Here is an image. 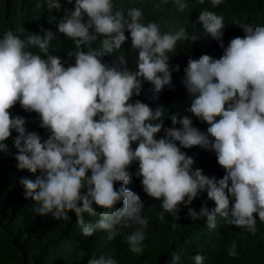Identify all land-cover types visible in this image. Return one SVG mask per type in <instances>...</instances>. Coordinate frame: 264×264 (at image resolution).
<instances>
[{
	"label": "clouds",
	"instance_id": "obj_1",
	"mask_svg": "<svg viewBox=\"0 0 264 264\" xmlns=\"http://www.w3.org/2000/svg\"><path fill=\"white\" fill-rule=\"evenodd\" d=\"M67 2L47 0L49 9L60 11L63 7V11L44 27L73 41L75 49L68 56H75L74 66L64 67L59 57L49 54L54 34L43 28V37L33 34L25 40L8 31L0 39V152H9L5 141L15 130L19 134L13 141L18 150L14 157L17 168L39 172L35 181L27 177L19 180L25 198L35 200L38 215L51 214L60 220L74 212L83 235L91 236L99 229L107 232L109 239L115 236L117 226L137 225L125 241L133 253H141L148 219L141 214V197L124 187L132 176L127 169L138 161L136 176L142 177L143 191L162 200L161 221L165 212L175 216L181 204L191 205L206 190L216 207L209 210L205 204L198 212L189 208L191 219L206 217L208 228L214 229L219 214L229 225L255 235L254 214L264 222V26L240 25L245 35L231 39L219 59L207 54L189 59L182 81L193 97L187 111L210 125L207 133L194 127L189 117L178 120L173 115V127L164 129L165 136L156 139L163 127V110L129 101L141 92L139 78L153 84L156 92L171 88L167 53L174 51L178 41L195 42L200 36L189 35L184 28L162 32L155 22L145 25L138 8L129 9L125 17L115 9V0H75L74 7ZM171 2L178 12L188 7L184 0ZM221 3L211 0L213 7ZM199 22L206 35L223 48V17L204 10ZM90 29L105 37L103 51L82 49L97 38ZM126 29L132 47L139 50L136 72L101 62L105 52L121 48L127 39ZM33 46L44 55L26 50ZM126 63L121 54L118 64ZM175 70L179 71V66ZM17 102L25 111L39 114L40 127L50 133L46 140L27 132L22 117H12L9 110ZM177 123L183 127L176 128ZM177 141L183 148L199 146L214 151L226 174L217 180L200 169L193 170V159L181 151ZM133 142H138L134 150ZM115 182H121L118 190ZM229 196L234 199L231 207ZM121 201L123 207L117 208ZM94 205L102 209L100 219L86 224L83 214L96 216ZM236 247L233 242L229 256L237 255ZM204 259L194 256L195 264H203ZM87 264L117 262L101 256Z\"/></svg>",
	"mask_w": 264,
	"mask_h": 264
},
{
	"label": "trees",
	"instance_id": "obj_2",
	"mask_svg": "<svg viewBox=\"0 0 264 264\" xmlns=\"http://www.w3.org/2000/svg\"><path fill=\"white\" fill-rule=\"evenodd\" d=\"M184 2L188 5L184 12L176 11L171 0H115L113 3L115 9L121 11L125 17L129 9H141V23L146 25L155 22L162 32L174 33L184 28L189 35L200 36L195 42L178 41L174 51L167 53L172 71L171 88L165 86L160 92H156L153 84L139 78L142 84L141 92L139 95L134 94L129 101L133 104L136 101L146 103L154 111L158 108L163 110V127L161 132L156 134V139L165 136L164 129L173 127V115H177L178 120L189 117L194 127L207 133L210 125L187 111L193 97L182 81L189 59H199L204 54L219 59L231 39L245 35L240 25L264 26V0H222L217 7L212 6L211 0H204L203 4L199 3V0ZM68 4L74 7L75 0ZM204 10L223 17V48L220 42L206 35L202 23L199 22L200 12ZM62 11L63 7L60 11L49 9L47 0H0V39L8 31L25 40L33 34L43 37L45 32L42 28L54 34L53 29L44 26L54 22ZM87 19L85 15V22ZM90 34L97 35L92 29ZM125 35L127 39L121 48L114 49L111 53L105 52L101 62L136 72L139 50L132 47L131 35L127 29ZM103 39L105 37L97 35L94 41L82 46V49L103 51ZM74 49L73 41L57 30L49 42L48 50L49 54L61 59L64 67H68L75 65V56H68V52ZM26 50L44 55L34 46ZM121 54L125 56L126 65L118 64ZM176 66H179V71L175 70ZM9 111L12 117H22L27 132L38 133L42 142L50 135L47 129L40 127L38 113L25 111L19 102ZM95 119L98 120L99 117ZM156 123H161V120ZM175 127L182 128L183 125L177 123ZM18 135L13 130L12 136L5 141L9 152H0V264H87L88 260L99 259L101 256L114 259L117 264H195L194 256L197 254L205 258L203 264H264V222L259 220L258 214H254L257 220L255 235L246 228L229 225L219 214L216 216V227L210 229L206 217L193 220L188 215L189 208L198 212L205 204L209 210L216 207L205 190L198 194L191 205L181 204L175 216L165 212L164 220L161 221L158 214L162 211V200H155L143 191L142 177L136 176L139 170L138 161H134L127 169L132 176L124 187L141 197L144 204L141 214L148 219L141 253H133L125 241V237L131 234L137 225L127 228L117 226L115 236L109 239L108 233L99 229L91 236L83 235L74 212H69L67 219L60 220L54 219L51 214L38 215L35 211V200L25 198L24 188L19 180L21 177H27L35 181L39 172L32 173L30 170L17 168L18 162L14 157L18 150L13 146V141ZM210 139L214 140L212 137ZM176 144L193 159V170L200 169L204 175L215 177L217 180L226 174V170L218 164L214 151L199 146L183 148L178 141ZM137 146L138 142L132 143L133 150ZM88 175H91V171ZM114 186L118 190L121 182H115ZM225 191L227 194V190ZM229 200L231 207L234 199L229 196ZM94 207L97 209L96 216L83 214L86 224H95L100 219L99 212L102 209L99 206ZM116 207L122 208L123 202H119ZM233 242L237 245V255L234 257L228 254ZM175 257L179 259L175 260Z\"/></svg>",
	"mask_w": 264,
	"mask_h": 264
}]
</instances>
